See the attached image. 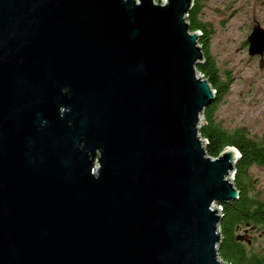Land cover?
<instances>
[{
  "label": "water",
  "instance_id": "1",
  "mask_svg": "<svg viewBox=\"0 0 264 264\" xmlns=\"http://www.w3.org/2000/svg\"><path fill=\"white\" fill-rule=\"evenodd\" d=\"M195 1L0 0V264H228Z\"/></svg>",
  "mask_w": 264,
  "mask_h": 264
},
{
  "label": "trees",
  "instance_id": "2",
  "mask_svg": "<svg viewBox=\"0 0 264 264\" xmlns=\"http://www.w3.org/2000/svg\"><path fill=\"white\" fill-rule=\"evenodd\" d=\"M203 0H196L187 20L191 31H200L199 43L204 53V63L197 69L212 84L217 98L204 111L207 124L200 127V134L208 140L206 151L209 156L218 157L227 147H235L241 157L236 164L234 185L240 191V198L232 203L222 204L223 219L220 224L222 242L219 253L228 264H264V251L254 246L250 233L264 236V190L256 188L251 176L254 166L264 168V137L257 138L247 128H227L217 116L219 101L229 92L231 77L220 74L211 52V38L214 33L211 23L201 18ZM242 232V233H241Z\"/></svg>",
  "mask_w": 264,
  "mask_h": 264
},
{
  "label": "rangeland",
  "instance_id": "3",
  "mask_svg": "<svg viewBox=\"0 0 264 264\" xmlns=\"http://www.w3.org/2000/svg\"><path fill=\"white\" fill-rule=\"evenodd\" d=\"M201 18L214 33L211 52L220 74L231 77L229 92L219 101L217 116L229 129L245 127L251 135L264 137V64L249 55L248 37L257 22L264 27V0H203ZM251 176L264 190V168L254 166ZM242 233V232H241ZM258 250L264 251V236L250 233Z\"/></svg>",
  "mask_w": 264,
  "mask_h": 264
},
{
  "label": "built area",
  "instance_id": "4",
  "mask_svg": "<svg viewBox=\"0 0 264 264\" xmlns=\"http://www.w3.org/2000/svg\"><path fill=\"white\" fill-rule=\"evenodd\" d=\"M222 207V206H221ZM222 210H223V207H222Z\"/></svg>",
  "mask_w": 264,
  "mask_h": 264
}]
</instances>
